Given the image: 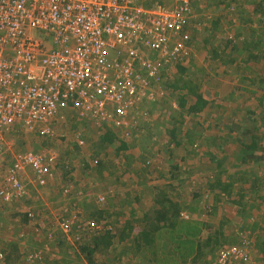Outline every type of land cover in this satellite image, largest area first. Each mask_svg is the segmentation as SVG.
<instances>
[{
    "label": "rangeland",
    "instance_id": "rangeland-1",
    "mask_svg": "<svg viewBox=\"0 0 264 264\" xmlns=\"http://www.w3.org/2000/svg\"><path fill=\"white\" fill-rule=\"evenodd\" d=\"M178 2L142 0L139 6L152 11L158 7L173 8ZM188 3L192 24L198 31L194 33L193 54L184 60L188 70L184 77L193 80L192 87H198L203 100L209 103L203 111L191 109V100L181 108V97L186 91L180 88L181 84L176 89L168 83L181 76L173 74L176 67L164 65L161 75L166 79L158 87V98L142 108L148 112L147 119L138 117L130 137H121V133L111 129L118 140L106 151L99 149L98 142L111 126L81 118L69 109L57 117L52 136L43 135L38 129L31 133L16 129L6 137L5 146L10 149L7 154L0 150V171L12 165L13 154L21 151L49 150L57 158L50 162L53 178L46 188L49 192L43 191V200L39 201V193L33 191L14 204L0 203V247L10 261L18 256L12 264H47L43 260L34 262L44 254L47 261L66 254L65 264H86L87 259L82 260L78 250L106 231L117 236L126 223L136 229L144 215L153 211L157 196L178 205L180 220L195 223L191 234L172 233L175 234L172 239L163 240L161 255L172 258L167 264H217L222 248L239 245L249 247L248 261L231 264H264V66L255 60L249 62L248 51L243 55L224 53L221 47L222 59L215 62L210 54L212 46H219L221 37L238 38L239 50L251 40L252 52L254 40L264 43V0H188ZM231 5L235 6L234 12L226 11ZM217 18L221 24L212 29ZM187 47L191 51L190 43ZM178 69L177 66L175 72L179 73ZM224 72L229 75L224 76ZM236 87L242 91L235 92ZM229 92L235 93L234 99L228 96ZM251 110L255 116L249 114ZM172 130H176L174 136ZM78 138L85 145L80 146ZM224 138L226 143L221 144ZM122 144L126 149H122ZM96 153L103 161L101 173L97 171L99 164L94 165ZM230 183L228 192H217L218 188L212 186L221 188ZM65 187L71 195H67ZM101 197L106 198L104 204L99 203ZM108 197L114 199L111 201L114 206H109L111 214L103 220L93 221L98 230L79 223L77 232L72 231L73 253L69 248L65 250L64 245L62 252L55 253L57 248H45L47 242L38 241L29 231L35 224V219L29 223L25 219L31 208L37 212L35 217L41 215L38 226L51 231H47V239L54 230L49 224L58 222L64 206L74 208L76 202L84 200V208L95 205L99 210L107 209ZM141 200L143 205L139 203ZM35 230L38 236L45 232L38 227ZM62 239L65 238H60V242ZM52 240L54 243L55 238ZM193 244L201 250H192ZM13 246H18L24 257L34 251L36 254L25 261L14 254ZM123 251L127 249L116 238L108 252L95 254L94 264H143Z\"/></svg>",
    "mask_w": 264,
    "mask_h": 264
},
{
    "label": "built area",
    "instance_id": "built-area-1",
    "mask_svg": "<svg viewBox=\"0 0 264 264\" xmlns=\"http://www.w3.org/2000/svg\"><path fill=\"white\" fill-rule=\"evenodd\" d=\"M140 1L0 0V146L16 129L52 136L57 117L68 109L121 137L133 134L138 117L147 119L142 108L159 96L162 67L191 56L188 0L152 11ZM78 143L85 145L81 138ZM56 159L51 151L14 154L13 166L0 171V201L28 197L33 183L47 187ZM78 215L63 217L65 234ZM248 248H222L217 264L248 261ZM4 259L0 251V263Z\"/></svg>",
    "mask_w": 264,
    "mask_h": 264
},
{
    "label": "trees",
    "instance_id": "trees-1",
    "mask_svg": "<svg viewBox=\"0 0 264 264\" xmlns=\"http://www.w3.org/2000/svg\"><path fill=\"white\" fill-rule=\"evenodd\" d=\"M227 8L229 7V5L226 6ZM234 5H231V7L229 9H226V11L228 10V12L231 10V12H234ZM233 9V10H232ZM225 14V12L223 13ZM231 14V13H229ZM220 18H217L216 20L213 21L212 23V29H218L220 26ZM188 35H190L189 38V42L188 40L186 41L187 43L191 44V51H189V54H193V41H194V33L198 31L197 26H195L194 24H191V26H189L188 28ZM183 34H186V32H184ZM238 38H234V37H221L219 40V46L216 48V46H212V49L210 50V54H211V58L212 61L215 62L216 60H220L221 61V53H219L220 48L222 47V51L224 53H239L242 54L244 53V51H248V55L247 58L249 59L248 61H252L255 60L257 61L260 65L264 66V43L260 42V41H255V45H254V52H252L250 43L251 40H247L248 44L245 45V48H243L242 50L238 49ZM250 41V42H249ZM252 44V43H251ZM259 51V54L257 53ZM238 54V55H239ZM235 56V55H234ZM232 56V57H234ZM220 57V58H219ZM237 61V60H236ZM249 62H247V64H249ZM184 62L174 66L176 67L173 70V74H175V76L179 74L178 80H176L174 78L173 82H175L173 84V82H168L170 84V86H173V88H178V86H176L177 84H181L183 89V92L186 91V95L182 96L180 99V103H181V108H184L186 106V101H192L193 105L191 107V109L196 110L197 108H199L201 111H203L205 108H207V102L205 100H203V97L200 92H199V88L198 87H192V85H194L193 80L189 81L187 80L184 76H186V72H188L187 68L184 66ZM177 66L179 67L178 72H175V70L177 69ZM236 67L239 71V65L236 64ZM264 71V70H263ZM224 76L229 75V72H224L223 73ZM166 78H163V80H165ZM233 81L235 80L233 77L231 78ZM172 81V80H171ZM163 81V84L164 85ZM237 82V81H234ZM264 82V80L262 81V83ZM238 84H236L235 86H237ZM169 87V86H168ZM167 87V88H168ZM240 90L238 87L235 88V92H240ZM195 98V100H194ZM176 130H172V134L174 136ZM117 134H115L114 132H112L111 129H109L105 134H103L101 136V138L99 139L100 141L98 142V146L100 150H105V148L111 146L114 144L115 141L118 140V136H116ZM122 149H126V145L122 144ZM23 152V151H21ZM99 153H96V156H98L97 160L95 161L94 165L100 166L97 171L98 172H102L101 170L104 168L103 161L101 160V158H99V156H101ZM13 163V160H12ZM13 166L10 165L9 167ZM7 166V168H9ZM231 183L230 184H226V186L221 187V185H212L213 187H217L218 189L216 190L217 192H228L229 188L231 187ZM230 193V192H229ZM166 195V194H165ZM232 195V194H231ZM230 195V196H231ZM218 198H220V196H217ZM235 197H230V199H234ZM167 201L165 199H162L160 196H157L155 198V203L156 205L154 206V209H152L153 211H150L149 213L145 214L143 219L140 222V226L143 224L144 227H141L139 229L140 226H138L136 229L130 225V223H126V225L124 226V228L120 231V233L115 236L113 234H111V231H108L104 236H98L92 239L91 242H88V244L86 245V247H83V252L89 257L91 256H95V254H97L98 252L100 253H105L108 252L109 249L111 248V246L114 243V240L117 238L119 243H122L124 245V249H127L126 251H123L128 253V254H132V257H134L135 260H138L137 262L143 263V264H167V262L171 261L172 258L168 257H163L161 255V248H162V242L164 239L168 240V239H172L171 236H174L176 233L180 236H187L189 234H191L194 230H195V223L190 222V221H182L179 219V215L178 213L180 212L179 209L177 208V204H174L172 201H169L168 198H166ZM114 199H110L108 197V201L110 202V204H108V208L107 209H98L95 205L92 207H85L83 206V204H85L86 202L84 200H79V202H76L75 207L71 208L70 205L68 206H64V210L61 214H59L58 216V222L56 220V222H54L55 224H49L50 226L53 225V232L52 234L53 237L55 238V241L60 242V238H65L63 241L68 240L67 237L69 235H71L72 231L73 232H77V226H79V223L83 226H87L89 227L90 223H92L93 221L97 220L98 222H100L101 220H103L107 214L110 213V205L113 207V203L111 201H113ZM106 201V198H105ZM104 202H100L104 204ZM1 204H4L0 201ZM15 203V202H14ZM12 203V204H14ZM141 205H143L142 200L139 202ZM6 205V204H5ZM10 205V204H7ZM144 207V206H143ZM82 209V210H81ZM65 210H68L67 213H65ZM32 211L35 213V216L37 215V212L32 208ZM75 211V216H76V212L79 211V215H78V221L76 220V222H74L72 224L71 227V231L69 232V234H65L63 232V230L60 227V222H62L63 217H66L69 213L74 212ZM111 214V213H110ZM39 215V214H38ZM41 215L34 217L33 219L35 224L32 226H30V232L34 235V236H38V232H36L35 228H40L42 229V232H44L46 235V231L48 229H46L43 226H38L37 220ZM134 216V215H133ZM136 216V215H135ZM26 221L27 223L30 222L31 218H29L28 213H26ZM128 224V225H127ZM56 228V230H55ZM81 228V226H80ZM59 231V234L58 232ZM175 233V234H172ZM165 236V237H164ZM47 237V236H46ZM61 242L58 244V246H60ZM16 247V246H15ZM17 248V247H16ZM196 250V251H200V248H196L195 245H192V250ZM197 255V254H195ZM23 259L26 261L27 257H23ZM46 261L45 258V254L44 257H42L41 260H34V262L39 263L41 261ZM8 263L12 264L13 259L10 262V257L7 259Z\"/></svg>",
    "mask_w": 264,
    "mask_h": 264
},
{
    "label": "crops",
    "instance_id": "crops-1",
    "mask_svg": "<svg viewBox=\"0 0 264 264\" xmlns=\"http://www.w3.org/2000/svg\"><path fill=\"white\" fill-rule=\"evenodd\" d=\"M237 88V87H236ZM239 89H241L240 87H238ZM242 90H240V92H241ZM234 94L235 93H232V92H229L228 93V96L229 97H231V98H233L234 97ZM226 99L227 98H224V102H225V105H227L226 104ZM234 99V98H233ZM229 106H233V104H230ZM229 106H227L228 107V110H230V107ZM249 114L250 115H252V116H255L254 115V113H253V111L251 110L250 112H249ZM26 133H31L30 131H25ZM239 132L241 133V134H243V131L242 130H239ZM11 134V133H10ZM247 134H248V132H247ZM6 137H8V135L6 136ZM226 139L227 138H224V139H221V144H225L226 143ZM6 145V142L2 145V147L0 148V150L2 151V152H5L6 154L9 152V150L8 149H10L8 146L6 147L5 146ZM8 145V144H7ZM220 148L222 149V147L220 146ZM49 151V150H48ZM14 155V154H13ZM13 159V158H12ZM2 169H6V167H3ZM32 176V175H31ZM29 185V184H28ZM47 187H40V186H38V187H36L35 186V183H33L32 185H31V190H30V192L32 193L33 191H37L38 193H39V201L42 199H44L43 198V191H46V192H49V190L48 189H46ZM51 191V190H50ZM32 209V208H31ZM31 209H29V210H31ZM4 213V212H3ZM2 215V210H0V216ZM48 231V230H47ZM46 231V232H47ZM48 232H51V231H48ZM47 232V233H48ZM53 232V231H52ZM108 231H106V233H107ZM105 233V234H106ZM45 234V233H44ZM42 235V236H36V239L38 240V241H40V240H42V241H44V242H47L46 244H45V248H48V249H51V250H54V247L55 248H57V250H56V252L55 253H59V252H62V250L64 249L63 248V245L65 246V250L67 249V248H69L70 249V251L72 252V250L74 249V239L72 238V234H73V232L71 233V235H69V237H67V239L68 240H65V241H61V244H60V246H58V244L60 243V242H58V241H55L54 243H53V241L54 240H52L54 237H53V234H49L48 235V238L46 239V236L47 235ZM104 234V235H105ZM103 235V236H104ZM76 242H77V240H76ZM37 246L39 247L40 246V244H37ZM41 246H42V244H41ZM112 247V246H111ZM42 248H44L43 246H42ZM59 248V249H58ZM11 249H14V254H18L19 256H21V259H23V253L21 252V250H19V248H18V246H17V248L15 247V246H13V248H11ZM36 250V249H35ZM0 251L1 252H3V248L2 247H0ZM41 251V249H39V252ZM73 253V252H72ZM78 253L80 254V256H81V259L82 260H84V258H86L87 259V262L88 263H86V264H94V260H95V257L94 256H91V257H89L88 258V256L83 252V250L82 249H80V250H78ZM3 254L5 255L6 253H4L3 252ZM35 254H36V251H34V252H31L28 256H27V258H30L31 256H35ZM13 255V254H12ZM84 255V256H83ZM56 256V255H55ZM67 257V255L66 254H64L63 256H61V254H58L57 255V260H46V263L47 264H65L66 263V261L67 260H65V263L63 262V259H65ZM9 257L8 256H6V258L4 259V261L2 262V263H0V264H6L7 263V259H8ZM12 258V257H11ZM13 259V258H12ZM15 259L16 260H18V256L16 257V258H14L13 259V262L15 261ZM67 259V258H66ZM11 262V261H10Z\"/></svg>",
    "mask_w": 264,
    "mask_h": 264
},
{
    "label": "clouds",
    "instance_id": "clouds-1",
    "mask_svg": "<svg viewBox=\"0 0 264 264\" xmlns=\"http://www.w3.org/2000/svg\"><path fill=\"white\" fill-rule=\"evenodd\" d=\"M69 237V236H68Z\"/></svg>",
    "mask_w": 264,
    "mask_h": 264
}]
</instances>
